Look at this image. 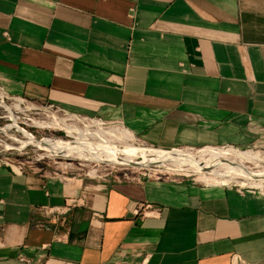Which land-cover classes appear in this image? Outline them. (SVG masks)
Returning a JSON list of instances; mask_svg holds the SVG:
<instances>
[{"label":"crops","instance_id":"obj_1","mask_svg":"<svg viewBox=\"0 0 264 264\" xmlns=\"http://www.w3.org/2000/svg\"><path fill=\"white\" fill-rule=\"evenodd\" d=\"M0 92L162 150H264V0H0ZM13 168L0 264H264L254 189Z\"/></svg>","mask_w":264,"mask_h":264},{"label":"rangeland","instance_id":"obj_2","mask_svg":"<svg viewBox=\"0 0 264 264\" xmlns=\"http://www.w3.org/2000/svg\"><path fill=\"white\" fill-rule=\"evenodd\" d=\"M12 98L14 97L8 98L7 96H5L4 99H1V101H3V104L0 105V162L14 165L15 168L13 169H17L18 171L27 170V171L32 172L33 170H36L37 173H40L44 176L57 177V178L78 177V178L97 180L103 177L106 178L108 176H111L114 179L115 178L134 179V178L143 176L145 178L190 179V181L200 183V184L201 183L226 184L224 182H227V184L230 186H242V187L253 188L254 190L264 194V187H263L264 184L263 183H261V185L260 184L256 185L257 187H251L247 184H244L246 183V180L226 181V180H219V179H224L220 176H211V177L208 176L205 178V177H202V176L199 177L198 175H193V174L186 175L183 172L177 173L176 171L171 170L170 169L171 167H168V168L158 167V166H147V167L143 166L142 167V166H136V165H127V164H122V163H113L107 160H103V161H106V162H103L102 159H98L94 161V160L84 159L83 157H78L77 155L75 156L71 155L66 158L58 157V156H49L48 153L45 152V150L42 147H38V146H28V148H26L27 150L21 149V148L19 149L17 146L24 139H27L29 137H32L41 142L45 140V141H48V143L53 146H56L59 148L61 147L60 149H62L63 153H66V150L70 147V145L74 141H81L82 145H84L83 147L90 148L93 154L95 155V157L106 156L109 152H111L110 150L112 149L113 150L116 149L120 151L121 153H124L128 151V147L126 146V144H132L133 146H149V145L144 144L138 137L133 136L131 141H123L125 143H122V142L118 143V141H116L115 144L116 143L117 144L114 146H111L108 143L103 142L104 140L101 141V140L87 137V136L84 137L85 140L84 139L81 140L78 137V135L76 134L69 135L63 129H59V128L54 129L50 127H43V128L34 127V126H31L30 121H26V123L28 124L25 123L26 125H22L21 124L23 120L21 118L22 116L19 113L15 114V112H17V109H13L11 106H9L10 103L8 102H13V100H11ZM16 98L20 99L19 97H16ZM21 99H23L24 101H26L27 103L35 107L38 106L37 108H41V110H39V113L30 115L31 117L35 118L36 121L48 122L49 117H47L46 114L53 112L59 118H69L66 121L70 124L76 125L78 128L85 127L86 129L91 131L92 129H95V127L97 126V120L93 118L70 114L68 112L62 111L54 106H50L40 101H33L28 98H21ZM9 109H11V111ZM22 109H24V106L20 107L18 109L19 110L18 112H21L20 110ZM12 111L13 112L15 111L14 115ZM32 113H35V112H32ZM100 126L104 128L110 127V126L119 128L125 131L126 133L131 134L126 129L118 125H115V124L105 123V125H100ZM20 127H23V129ZM3 143L5 144V147ZM8 144L9 146H6ZM10 144L13 146H10ZM118 144H120V146ZM174 149L181 150L184 148H174ZM224 149H229V148L227 147ZM241 151L246 152V150H241ZM248 152H257L260 155L264 154V150H259V149H251V151H248ZM136 160L140 161L141 158L137 157ZM241 163L245 165L246 167L252 168L251 171H255V169H257L254 167V165L251 162L242 161ZM260 164L261 166L264 165V163H260ZM257 170L260 171V169H257Z\"/></svg>","mask_w":264,"mask_h":264},{"label":"bare ground","instance_id":"obj_3","mask_svg":"<svg viewBox=\"0 0 264 264\" xmlns=\"http://www.w3.org/2000/svg\"><path fill=\"white\" fill-rule=\"evenodd\" d=\"M4 98L5 96L0 92V105L3 104V101H1V99ZM11 100H13V102H8L10 103L9 106H11L13 109H17V112L14 111L15 114L19 113L22 116L21 117L23 119L21 122L22 125H26L28 124L26 123V121H30L31 126L34 127H41V128L50 127L54 129L59 128V129H63L69 135L70 134L78 135V137L81 140L84 139L85 136H87L101 141L104 140L103 142H106L111 146L116 145L117 144V143L115 144L116 141H118V143L121 142L125 143L123 141H131L133 138V135L128 134L119 128H115L111 126L104 128L100 126L98 123L95 129H92L91 131L86 129L85 127L78 128L76 125L70 124L66 121L69 118H59L53 112L46 114V116L49 117L48 122L36 121L35 118L31 117L30 115L39 113V110H41V108H37L38 106L35 107L21 98L17 99L16 97H14ZM22 106H24V109L20 110L21 112H18L19 111L18 109ZM9 110L11 111V109ZM25 118L28 120H26ZM20 128L23 129V127ZM3 145L5 147L4 143ZM118 145L120 146V144ZM6 146H9V144ZM10 146L13 145L10 144ZM28 146L42 147L45 150V152L48 153L49 156H58V157L66 158L71 155L74 156L77 155L78 157H83L84 159H89L94 161L98 159H102V161L107 160L113 163H122L129 165L133 164L144 167L145 166L146 167L158 166L164 168L171 167L170 168L171 170H174L177 173L183 172L186 175L193 174L205 178L208 176L209 177L220 176L224 179H219V180H226V181L246 180V183L244 182L243 183L251 187H257L256 185L258 184L261 185V183L264 184V165L261 166L260 164V163H264V154L260 155L257 152H248V151L245 152L232 147L229 149L207 147L201 149L188 148V149L174 150V148H172L169 150H162L150 146H133L132 144H126V146L128 147V151L121 153L116 149L113 150L111 148L113 150L112 151L109 148L111 152H109L106 156L103 157H95V155L93 154L90 148L83 147L84 145H82L81 141H74L70 145V147L68 146L69 148L66 150V153L62 152V149H60L61 147L59 148L53 146L49 144L48 141L45 140L42 142L38 141L32 137L24 139L17 147L19 149L20 148L26 149L28 148ZM137 157L141 158V160L137 161L136 160ZM242 161L251 162L254 165V167L260 169V171L257 169H255V171H251L252 168L243 165L241 163ZM224 183L227 184V182Z\"/></svg>","mask_w":264,"mask_h":264},{"label":"built area","instance_id":"obj_4","mask_svg":"<svg viewBox=\"0 0 264 264\" xmlns=\"http://www.w3.org/2000/svg\"><path fill=\"white\" fill-rule=\"evenodd\" d=\"M97 123L98 124H100V125H105V122L104 121H102V120H99V119H97ZM6 164V163H5ZM7 165H9V164H7ZM17 170V169H16ZM235 187H237L238 189H245V190H248V189H253V188H248V187H241V186H235ZM71 206H73V204H70L69 206H67V207H71ZM65 208L66 209V211H68V209L69 208ZM56 212H54L55 213V216L57 215H59L60 214V212L59 211H57V210H55ZM133 213L134 214H137V210H133ZM51 214H53V212H51ZM42 226V224H37V225H35L34 224V227H41ZM16 258L19 260V261H21V262H23V263H25V264H27L28 263V260L25 258V256L23 255V254H18L17 256H16ZM230 264H248L247 262H245V261H243V260H241L239 257H237L236 255L235 256H231V263Z\"/></svg>","mask_w":264,"mask_h":264},{"label":"water","instance_id":"obj_5","mask_svg":"<svg viewBox=\"0 0 264 264\" xmlns=\"http://www.w3.org/2000/svg\"><path fill=\"white\" fill-rule=\"evenodd\" d=\"M127 165H129V164H127ZM133 165V164H132ZM136 166H138V165H136ZM143 167V166H142Z\"/></svg>","mask_w":264,"mask_h":264}]
</instances>
